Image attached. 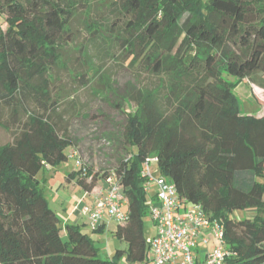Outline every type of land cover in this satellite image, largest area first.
Wrapping results in <instances>:
<instances>
[{"label":"trees","instance_id":"obj_1","mask_svg":"<svg viewBox=\"0 0 264 264\" xmlns=\"http://www.w3.org/2000/svg\"><path fill=\"white\" fill-rule=\"evenodd\" d=\"M79 4L88 0H0L7 25L0 24V128L12 136L0 145V264L149 262L141 172L150 157L179 198L223 226L226 264H264V116L241 114L233 92L244 79L264 90V0H115L90 27L98 60L120 48L127 67L156 81L130 90L136 110L118 127L111 176L127 219L113 235L126 248L109 260L80 226L67 224L60 234L37 179L42 168L65 161L72 145L50 72ZM87 76L80 74L82 86ZM78 174L68 179L100 193V175L86 183L90 172Z\"/></svg>","mask_w":264,"mask_h":264},{"label":"rangeland","instance_id":"obj_2","mask_svg":"<svg viewBox=\"0 0 264 264\" xmlns=\"http://www.w3.org/2000/svg\"><path fill=\"white\" fill-rule=\"evenodd\" d=\"M114 1L88 0L86 6L79 4L73 10L70 25L60 46V64L50 72V93L53 99L60 102L58 112L63 116L62 123L66 124V133L71 138L72 145L64 152L67 156L65 161L50 169L42 168L37 179L45 192L50 209L59 219L62 236H65L64 228L71 211L79 212L85 206L91 207L88 200L90 196L77 185L76 178L69 180V176L74 174L79 176V169L83 168L84 173L90 172V176L85 180L86 183L91 181L92 175L97 174L100 178L96 182V187L98 188L102 181H105L106 185L113 167L117 165L116 139H119L118 127L124 120L123 114H131L136 110L127 99V95L134 86L152 87L156 83L155 79L146 73H135L127 67L124 52L120 48H113V56L107 55L100 61L98 52L89 47L90 27L93 23H98L100 16L107 18L108 7ZM5 19L6 15L0 9L2 30L7 28ZM114 19L115 16H112L110 21ZM86 48L89 54H85ZM94 56L97 57L94 59ZM84 72H87L88 76L86 85L82 86L79 78ZM226 80L231 84L237 82L231 76H226ZM245 83L246 85L240 82L233 89L239 101L241 114L264 116V91L256 89L253 100L248 94L251 88L255 89L258 86L249 79H245ZM11 141L12 136L0 128V145ZM74 152L78 153L82 167H78L76 158L70 157ZM149 167L153 178L160 176L156 162L150 163ZM154 194L155 186L150 185L146 194L150 202ZM123 212L127 213V208H123ZM104 216L108 217L106 213ZM84 221L85 218L80 223V228L98 248V257L106 259L109 252L114 254V244L119 241L113 235L117 223L113 220L116 224L112 223L110 229L101 233L92 231L88 221L86 225ZM143 232L147 241L154 236V227L149 214L144 217ZM151 259L149 253V262L134 264H153Z\"/></svg>","mask_w":264,"mask_h":264},{"label":"built area","instance_id":"obj_3","mask_svg":"<svg viewBox=\"0 0 264 264\" xmlns=\"http://www.w3.org/2000/svg\"><path fill=\"white\" fill-rule=\"evenodd\" d=\"M76 158L78 167H82L78 153L70 156ZM157 163V158H147L143 164L142 177L147 181L145 193L150 185L155 186V194L150 198L149 217L154 227V236L146 240L153 264H226L229 253L224 245L223 226L210 220L203 209L179 198L175 185L161 175L153 178L149 164ZM91 207L85 206L80 211L87 218L92 231H96L103 222L106 213L117 224L124 223L127 205L123 190L112 175L107 179L104 190L94 196ZM215 240L214 248L197 257L198 245H208Z\"/></svg>","mask_w":264,"mask_h":264},{"label":"crops","instance_id":"obj_4","mask_svg":"<svg viewBox=\"0 0 264 264\" xmlns=\"http://www.w3.org/2000/svg\"><path fill=\"white\" fill-rule=\"evenodd\" d=\"M241 83H243L244 85H246V83H245V79L244 80H242L241 81ZM256 89L257 90H259V91H264V90H262L261 88H259V87H257V88H251V90H250V92H249V94H248V97H252V99L254 100V96H255V94H256ZM259 116V115H258ZM256 117V116H255ZM260 117V116H259ZM44 168H46V169H50L51 167H49V166H46V167H44ZM105 181H102V183H101V185L100 186H98V190L100 191V190H104V188H105ZM85 192V191H84ZM86 193V192H85ZM87 194V193H86ZM87 195H89L90 196V198L88 199V200H90V206H92L93 205V203H94V196L96 195H94V194H87ZM85 218V221H84V225H86L87 224V218L85 217V216H83L82 214H81V212L79 211H71V214H70V217H68V220H67V223L65 224V226L67 225V224H70V225H77V226H81L80 225V223L83 221V219ZM112 223H115L113 220H111V219H109V217H107V216H104L103 217V222H102V225H101V233H104L107 229H110L111 228V226H112ZM116 224V223H115ZM117 226V225H116ZM116 228V227H115ZM115 228L113 229V230H115ZM81 229V228H80ZM81 231H82V229H81ZM83 233H85V232H83ZM86 234V233H85ZM87 235V234H86ZM93 242V241H92ZM216 245V241L215 240H210L209 241V244L208 245H203V244H199L198 245V253H197V257H198V259H201V257H202V255H204L206 252H209V251H211L213 248H214V246ZM114 246H115V251L117 250V249H124V248H126V244L124 243V242H122V241H118V243L116 244H114ZM113 256V254H111L110 252L107 254V257H106V260H109L111 257ZM150 261V260H149ZM121 264H125V261H122L121 262Z\"/></svg>","mask_w":264,"mask_h":264}]
</instances>
